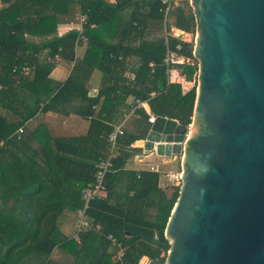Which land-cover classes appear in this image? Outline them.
<instances>
[{
	"label": "trees",
	"instance_id": "trees-1",
	"mask_svg": "<svg viewBox=\"0 0 264 264\" xmlns=\"http://www.w3.org/2000/svg\"><path fill=\"white\" fill-rule=\"evenodd\" d=\"M1 2L0 264H140L144 256L163 263L170 249L163 234L180 186L168 196L158 187V171L126 168L132 143L146 139L150 130L144 110L133 129L128 132L126 124L118 139V154L106 176V196L91 201L88 215L102 224L101 230L83 232L78 243L62 232L60 219L83 204L82 189L94 181L97 160L109 152V133L130 110L125 106L122 111L119 101L130 95L147 99L155 115L184 125L192 122L198 64L174 65L180 72L174 78L165 63L168 50L195 59L193 42L169 34L172 26L195 30L192 8L187 2L175 6L164 24L162 0ZM74 3L96 27L85 31L88 41L82 60L64 82H56L50 74L57 58L73 60L79 34L71 30L56 35L57 17L68 13ZM129 8L132 13L124 18ZM150 35L155 38L149 39ZM133 57L138 59L137 67ZM24 66L31 71L25 73ZM95 68L102 70L103 80L96 96H89L87 81ZM128 71L134 78H126ZM73 97L84 100L81 113L92 118L87 133L58 137L45 124L19 132L40 111L66 105ZM124 174L131 183L125 191L118 187ZM109 233L127 247L121 263L113 260ZM56 248L72 254L74 260L54 259Z\"/></svg>",
	"mask_w": 264,
	"mask_h": 264
},
{
	"label": "water",
	"instance_id": "water-1",
	"mask_svg": "<svg viewBox=\"0 0 264 264\" xmlns=\"http://www.w3.org/2000/svg\"><path fill=\"white\" fill-rule=\"evenodd\" d=\"M190 5L199 63L192 122L157 116L144 142L182 160L163 264H264V0Z\"/></svg>",
	"mask_w": 264,
	"mask_h": 264
},
{
	"label": "crops",
	"instance_id": "crops-1",
	"mask_svg": "<svg viewBox=\"0 0 264 264\" xmlns=\"http://www.w3.org/2000/svg\"><path fill=\"white\" fill-rule=\"evenodd\" d=\"M111 3H115L117 0H107ZM2 7V2L0 0V8ZM81 8L78 3H74L70 6L69 12L65 14H58L57 17V23H58V29L56 35L58 36H64L67 34L71 28V26H76L79 21V16L81 14ZM132 13V8L127 9L124 12V18L129 17ZM165 21V20H164ZM93 23V22H92ZM94 27H96V23ZM165 24V22H164ZM175 29H179L184 31V35L181 38L176 37L179 40L185 41V42H193L194 37V31H186L184 29H180L178 27L173 26ZM173 34V33H171ZM174 36V35H173ZM154 35H150L149 39H154ZM35 40L39 41L41 38L34 37ZM87 49L86 43H83L80 41V43H75V55L73 60L68 61L63 58H57V61L55 63V66L50 74V77L54 79L56 82H64L72 73L74 67L78 62H80L84 56V53ZM133 64L134 67L138 66V59L136 57H133ZM153 63H150V65ZM152 66V65H151ZM130 72V71H128ZM125 73L126 78L132 79L128 77ZM168 72V70H167ZM169 74V73H168ZM83 75V74H81ZM135 75V74H134ZM170 76V74H169ZM103 80V72L100 69L95 68L88 77L87 81V88L89 96H96V94L99 92V89L101 87ZM154 93V92H152ZM151 93V94H152ZM135 97L133 95L128 96V98L119 101L118 106L122 108V111H124L125 106L129 107L131 109L135 105ZM143 101H147V108L150 112V105L149 101L147 99H144ZM84 100L78 97H73L72 100L68 103H65L66 105L57 106L54 110L49 111H40L35 117L30 119L26 122L24 125L25 131H32L34 130L39 124H45L52 135L54 136H74V135H83L87 133L92 118L84 117L81 113V110L84 105ZM140 110H144L149 118V113L145 108H135L133 112L130 113L129 118L127 119L125 123L128 125L127 129L128 132L131 131L134 127V123L136 122V118L140 116ZM4 113V111H2ZM127 112V113H128ZM153 113V112H152ZM126 114V113H125ZM7 115L10 118H13L11 113H7ZM150 123V127H151ZM144 142L145 139H139L132 143V154L130 158L127 161L126 168L127 170L132 171H142L145 169H151L152 165L155 167V171H158L160 174L158 187L165 190L166 194L170 196L174 188L176 187L175 181L171 178L170 172L180 171L181 170V155H176L172 157H166V156H160L158 155L154 150L147 152L144 148ZM155 156L162 158V161L165 163H169L174 165V168L169 169L168 171L165 170V172H161L159 170L158 164L155 162L149 161L150 158H154ZM131 183L128 181L127 174H124L123 179L121 180L119 184L120 190H126L127 188H130ZM130 192H133L132 190ZM153 214V212H152ZM74 223H75V211L69 210L66 211V213L61 217L60 219V228L62 232L66 236H71L74 231ZM53 258L60 261V262H66L71 263L74 260V256L66 251H64L61 248H56L53 253ZM143 258H149L148 256L142 257L140 260L143 261Z\"/></svg>",
	"mask_w": 264,
	"mask_h": 264
},
{
	"label": "built area",
	"instance_id": "built-area-1",
	"mask_svg": "<svg viewBox=\"0 0 264 264\" xmlns=\"http://www.w3.org/2000/svg\"><path fill=\"white\" fill-rule=\"evenodd\" d=\"M164 4H166V12H165V23L167 20V15L178 5L176 0H162ZM95 24L89 23L88 15L81 13L79 16V21L76 26H71L70 30L78 31V38L76 40V44L82 41L86 43L88 41V37L85 34L87 27L92 28ZM173 33V34H171ZM168 34V32H166ZM169 34L174 35L178 38H181L184 35V31L175 29L173 26ZM177 49H181V44L177 45ZM58 57V55L56 56ZM165 63L168 66V73L171 75V72L176 64H191L194 65V61L192 58L178 54L174 51L168 50L167 55L165 57ZM153 65V64H151ZM173 66V67H172ZM23 71L25 73H29L31 71L30 66H24ZM130 78H134L133 72H128L126 74ZM155 93H152L151 96H154ZM145 108L149 113V122L152 124L155 122L157 115L150 112L147 108V101H143L139 98L135 99V105L131 109L130 112L126 113L122 120L113 125L112 131L109 133L108 141H109V152L105 157L100 158L96 162V174L93 182H89L82 189V198L83 204L75 210V223H74V231L70 236L78 243L81 241V235L83 232L88 230H96L100 231L102 228V224L100 222H94L93 219L88 215V210L91 205V201L104 198L106 196V176L108 172L111 170L114 164V159L118 154V139L125 132V123L130 116V113L135 110V108ZM19 132H23V127L19 129ZM152 170L155 169L154 166L151 167ZM171 178L175 181L176 186H180L181 184V176L182 170L170 172ZM107 238L111 241V247L115 250L113 254V260L116 262H123V257L125 255L127 247L119 241L112 233H109ZM157 238V235L155 236Z\"/></svg>",
	"mask_w": 264,
	"mask_h": 264
},
{
	"label": "rangeland",
	"instance_id": "rangeland-1",
	"mask_svg": "<svg viewBox=\"0 0 264 264\" xmlns=\"http://www.w3.org/2000/svg\"><path fill=\"white\" fill-rule=\"evenodd\" d=\"M176 1L178 2V5L187 2V3H185V5L189 4V6L191 7V5H190V0H176ZM178 5H176V6H178ZM191 8H192V7H191ZM192 11H193V8H192ZM171 19H172V18H171ZM164 32H165V31H164ZM193 33H194L193 43H194V45H195L196 30H195ZM165 34H166V32H165ZM193 61H194V63L199 64L197 59H193ZM179 74H180V72H179L178 69H173V70H172V73H171L172 77H174V78H178V77H179ZM197 80H198V75H197ZM189 82H190V81H189ZM149 161L157 163V164H158V167H159V170H160L161 172H165V170L168 171L169 169L174 168V165L163 162V161H162V158L157 157V156H155L154 158H150ZM152 166H153V165H152ZM161 264H163V263H161Z\"/></svg>",
	"mask_w": 264,
	"mask_h": 264
},
{
	"label": "bare ground",
	"instance_id": "bare-ground-1",
	"mask_svg": "<svg viewBox=\"0 0 264 264\" xmlns=\"http://www.w3.org/2000/svg\"><path fill=\"white\" fill-rule=\"evenodd\" d=\"M159 149L161 150V147H159ZM175 149L178 151L179 150V147H175ZM143 261H146V258L143 259Z\"/></svg>",
	"mask_w": 264,
	"mask_h": 264
}]
</instances>
